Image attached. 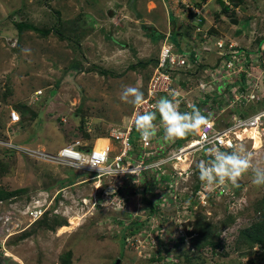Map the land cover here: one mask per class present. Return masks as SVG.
<instances>
[{"label": "rangeland", "instance_id": "rangeland-1", "mask_svg": "<svg viewBox=\"0 0 264 264\" xmlns=\"http://www.w3.org/2000/svg\"><path fill=\"white\" fill-rule=\"evenodd\" d=\"M243 1V20H238L236 28L246 32L243 45H247L262 32L264 0ZM213 2L217 9L223 8L221 16L215 18L216 24L232 32V25L229 27L225 19L238 15L225 7L223 0ZM162 8L163 4H159L156 9L146 10L143 0H0V187L9 193L0 201V264H58V255L69 250L73 264H169L177 252L186 249L185 245L174 248L181 235L176 223L195 215L213 223L223 222L232 212L236 213L232 214L235 221L218 229V239L225 246L213 254L211 262L238 264L251 258L255 259L254 264H264L263 248L255 246L247 251L235 243L239 231L257 218L241 215L237 210L249 209L254 197L264 193V186L252 183V170L244 173L234 188L228 183L231 193L239 190L233 198L218 197L208 206L196 193L198 203H192L193 193L187 187L189 172L183 180L172 182L159 173L147 172L144 178L130 180L128 189L121 186L120 191L114 192L113 187H105L107 184L99 187L90 172L41 162L8 147L16 144L55 154L61 147L78 142V149L84 150L95 143L100 145L98 138L108 139L109 128L128 122L134 105L120 99L122 86L139 87L145 94L154 59L158 57L159 29L165 28V23L157 22ZM169 11V21H174L177 14ZM148 21L153 22L148 26ZM19 23L27 27L18 29ZM116 24L120 27L113 31ZM143 24L149 31L141 28ZM47 30L48 35L43 36L42 31ZM210 32L222 34L212 27ZM263 40L261 35L254 47ZM171 41L176 42L174 35ZM249 54L254 55V51ZM249 71L254 78L260 76L252 64ZM245 77L241 86L247 82L253 85ZM260 88L261 84L252 92L259 94ZM38 91L40 95L34 102L33 93ZM214 99L216 107H224L222 96L217 94ZM21 104L35 111L37 117L29 119V114H25L21 120L16 110ZM10 108L20 117L11 129L14 134L6 133ZM82 119L91 128L88 137L79 128ZM136 135L135 130L132 139ZM163 135L162 127H157L154 139L162 142ZM250 154L253 167L264 169V142L262 148ZM71 176L77 181L68 186ZM166 185L171 191L164 195ZM58 193L61 198L54 213L65 218L67 226L43 234L34 228L29 236L17 240L21 232L32 229L27 212L34 207L49 208ZM143 195L150 202H157L152 216L147 215L148 204ZM134 221L144 223L133 236L123 240V230L128 227L132 232ZM164 222L167 223L162 226ZM159 254L165 257L164 261H150ZM202 255L211 258L209 247Z\"/></svg>", "mask_w": 264, "mask_h": 264}, {"label": "built area", "instance_id": "built-area-1", "mask_svg": "<svg viewBox=\"0 0 264 264\" xmlns=\"http://www.w3.org/2000/svg\"><path fill=\"white\" fill-rule=\"evenodd\" d=\"M168 1L175 7L174 14H183L185 18L193 19L190 44L188 48L180 42L176 46L171 41V33L164 34L158 57L146 83L144 102L140 106H134L128 122L109 128L108 139L102 141L98 138L100 145L96 146L95 143L91 148L84 150L77 149L78 142L60 148L55 154L16 144H10L9 149L41 162H52L72 170L90 172L94 176L92 179L98 181L99 187L107 184L105 187H113L114 192L118 191L127 179H138L147 172L159 173L170 182L185 177L188 172L192 173L193 167L200 161L210 159L209 148L225 151L242 146L247 153H255V137L259 143L264 137V40L254 49L247 50L235 40L214 35L210 28L204 27V13L208 1ZM223 3L230 6L228 0H223ZM261 31L258 35L264 37V26ZM249 51H254V55L249 54ZM256 54L258 58L255 57ZM206 57L216 61H207ZM249 64L254 66L255 71H259L258 78L251 75ZM183 74L192 78L193 86L188 85L189 83L182 85L180 76ZM244 76L248 77L253 85L247 82V85L242 87ZM259 84L261 92L253 93ZM248 89H251V92H248ZM227 91L229 93H226ZM170 92L177 95L169 96ZM211 92L222 96L226 94L224 100L227 104L221 109L216 107L215 102L207 97ZM39 95V91L33 93L34 102ZM165 96L177 100L181 112H190L195 106L209 118V124L198 133L174 141L163 139L159 142L153 139L154 137L150 142L142 141L135 127L136 117L154 111L155 103ZM258 103L262 104L259 110L243 115V106ZM19 122L18 113L10 108L7 113L6 133L14 134L11 129ZM86 124L85 131L91 135V128ZM156 125L162 127L160 121ZM135 130L137 135L132 142L131 136ZM115 171L122 172L114 176ZM227 185L229 184H215L209 189L205 184L196 191V195L204 200V204L208 193L230 198L231 190L227 189ZM44 211L42 207L31 208L26 215L28 225L39 219Z\"/></svg>", "mask_w": 264, "mask_h": 264}, {"label": "trees", "instance_id": "trees-1", "mask_svg": "<svg viewBox=\"0 0 264 264\" xmlns=\"http://www.w3.org/2000/svg\"><path fill=\"white\" fill-rule=\"evenodd\" d=\"M230 2H231L233 7H236L242 3V0H230ZM225 12H226V10H225ZM16 27L18 29H20L21 27H27V25L19 23L16 25ZM52 31L55 32L56 29H54ZM48 32H49L48 30L45 32L42 31L43 36L48 35ZM157 38H158V40H160V38H162V36L159 34ZM258 38H260V37H258ZM258 38L255 39V42H254L255 44H256V41L258 40ZM174 39H175V37H174ZM175 40H176L175 43L179 42L177 39H175ZM155 61H156V59H154L153 65L155 64ZM76 72L77 71H75V73ZM16 110L22 116L21 120L25 117V114H29V117H28L29 119H34L37 117L36 112L31 110L30 108H28L26 105L21 104V105L16 107ZM249 110H252V106L251 107L249 106ZM159 121H160V119H159V116L157 115V119H156L155 123L157 124V123H159ZM85 124H86V120L82 119L79 128L82 131L83 135L88 137L87 135H89V134L84 129ZM135 138L132 139V136H131V141L134 142ZM178 143H180V142H178ZM77 149H78V147H77ZM0 169H2L1 164H0ZM194 170H195V172L192 170V174H190V178H189L188 183H187V187H188L190 193L191 192L194 193L196 191V189L201 184L198 167H196ZM1 173L2 172L0 170V175H1ZM144 176H145V173L141 175L142 178H144ZM71 177L72 178L66 182V184L68 186H72L77 181L76 177H74V176H71ZM73 179H75V181ZM166 186H167V192L165 190L164 195H166V193L171 191V188L168 185H166ZM235 186H237V185L233 184V188ZM123 187H125L126 189H128L130 187V179H127L122 184V188ZM57 191H59V190H57ZM118 191H120V190H118ZM238 192H239V190L237 188L233 192V194L238 193ZM59 193H61V192H59ZM59 193L52 199L50 207L45 209V211L42 213L41 217L30 224V226L32 225V227H31L32 229L29 227V229H31V230L21 232L17 236V240L21 241L24 238H26L27 236H29L31 233H33L34 228H36V233L40 232L43 234V232H47V231L55 232V230L57 228L67 226V222H66L65 218L54 213V211L58 207L57 206L58 201L61 198L60 197L61 195ZM8 194L9 193H7L4 188L0 187V201H4L7 198ZM49 196H50V194H49ZM165 197L167 199L169 198L168 196H165ZM212 197L213 198L208 199L206 201L205 205L209 206L210 204H212V202H215L219 199L218 195H213ZM144 199L148 204L147 215L152 216V214L156 210V206L154 205V203L152 201L150 202V200L146 199L143 195V200ZM191 201H192V203H194L192 198H191ZM171 203H173V202H171ZM173 205H174V203H173ZM174 207H172L171 210H174ZM205 207H207V206H205ZM188 210L190 211L189 208H188ZM237 213H239L241 215L243 214L244 216L247 215L248 217L249 216H252V217L257 216V218L255 220L251 221L246 227H244L242 230L239 231V233L236 237V240H235L236 245L243 246V248L244 249L246 248L245 250H247V251L252 250L255 246H259V247L263 248V250H264V193L261 194L259 197H254L253 203L249 209L247 207L241 208L240 210H237ZM232 214L235 215L236 213L235 212L229 213L230 216H227V218L223 222L219 221V222H214V223L205 220V217L199 216V215L193 216L190 220L189 219L188 220L181 219L180 222L175 224L176 226L181 227L180 228L181 235L178 238L179 244L175 245L174 248H179L180 245H181V247H184V245H185L186 249L183 248L179 252H177L178 254L176 255L174 261H172L169 264H219L220 262L218 260L215 262L214 261L211 262V260L213 258L212 256H214L213 254H215L216 251H219V249H222V247L225 246L224 241L218 239V236H219L218 235L219 234L218 229L227 227L228 225H230V223L235 221L234 220L235 217H233ZM141 223H144V222L134 221L133 226L135 227V229H133L132 232L128 231L129 228L126 227V229H124L122 232L123 237H124L123 240H125V238H127L128 236H133L134 235L133 232L136 231V228H138V226ZM166 223L167 222H164L162 224V226ZM187 227H189V229H187ZM186 239H187V241H186ZM206 247H209V249H210L211 258H206L204 255H202V252ZM159 252H160V250H159ZM220 252H222V251H220ZM261 256H263V259H264V254H262ZM57 260H58V264H73V253H72V251L69 250L66 252H61L57 257ZM164 260H165V257L162 254H159L155 259L152 258L150 261L162 262ZM254 263H255V259L249 258L247 260V262H244V263L240 262L238 264H254Z\"/></svg>", "mask_w": 264, "mask_h": 264}, {"label": "clouds", "instance_id": "clouds-1", "mask_svg": "<svg viewBox=\"0 0 264 264\" xmlns=\"http://www.w3.org/2000/svg\"><path fill=\"white\" fill-rule=\"evenodd\" d=\"M228 1L230 3V6H224L229 9L235 10L231 7L232 4L230 0ZM186 83L188 84V81L182 82V85L185 86L187 85ZM191 83L189 82L188 85H192ZM226 93H229V91H227ZM176 95L177 94L175 92L169 93V96ZM225 95L226 94L220 96L225 98ZM215 96H217V93L215 92H211L207 95V97L212 99V102H216L214 99ZM120 99L134 106H140L144 102V93L139 87L124 85L122 86ZM178 104L179 102L177 100L170 99L168 96L161 97L155 103L154 111L145 112L143 114L138 115L136 117L135 127L136 130L139 132L141 140L147 143L150 142L154 136H156L157 125L155 121L157 119V115L159 116L160 124L162 125L164 133L163 139L168 141H174L176 139L183 138L189 134L198 133L203 130L204 126H207L209 124V118L203 115L202 112L195 106L192 107V110L190 112H181L179 110ZM226 104L227 103L225 102V105ZM246 106H252V110H247ZM261 106V103H258L257 105L246 104L245 106H243L242 109L243 115H248L251 112L259 110ZM237 112H239V110H237ZM260 142L261 143H259L258 147L255 148L256 151L262 148L264 137ZM208 152L210 154V159H207L206 161H200L198 165H195L199 169V177L201 180V184L196 189V191L202 188L205 184H207L209 189L215 184L224 185L226 183L232 185L233 188V184H236L238 179L249 170H252L253 172L252 183L257 186H264V169L253 167L251 154L247 153L242 146L234 147L233 149H225V151H222L219 148H209ZM195 166L193 167L194 172V169L196 168ZM119 172L122 171H115L114 176L117 175ZM177 180H183V177H179L177 178ZM196 191L193 193L192 197L194 203H198V200H196L195 196ZM169 195L167 196L169 197ZM213 195L214 194L208 193L205 199V204L208 199L213 198ZM233 196V192L231 193L230 198L218 195V197L227 199H231L233 198ZM155 204H157V202H155L154 205Z\"/></svg>", "mask_w": 264, "mask_h": 264}, {"label": "crops", "instance_id": "crops-1", "mask_svg": "<svg viewBox=\"0 0 264 264\" xmlns=\"http://www.w3.org/2000/svg\"><path fill=\"white\" fill-rule=\"evenodd\" d=\"M168 1V0H167ZM162 1V0H143V4L144 6L146 7V10H153V9H156V7L159 6H162L163 4V8L159 10V20L157 21L158 24H161L163 25L165 23V28L164 29H159L161 33H159L162 38L164 36V34H166L167 32H170L171 35H174L175 39H177L182 46L188 48L189 47V41L191 40V37L192 34H193V25H194V22H193V19L192 18H185L183 14H180V15H176L174 18L175 20L174 21H169V10H174V6H172L170 4V1ZM202 2L203 1H208V6H207V9H206V12L204 13L205 14V20L203 21V25L205 28H214L215 30H217L218 32H222V34H219L217 36H221V37H224V38H229V39H233L235 40L241 47H244L246 48L247 50L250 49H254V42H255V38H253V43L250 41L249 44L247 45H243V34H246V32H240L236 26H232V32L231 30H229L228 28L222 26V25H219V24H216V21H215V18L219 16H221L220 14V11H223V8H220V9H217L214 5L216 4V2H213V0H201ZM217 1V0H216ZM243 0H242V3L236 7H233L235 10V13L238 15V20L241 19L243 20ZM224 5V4H223ZM116 7L118 8H125L123 5L121 4H115ZM168 6V7H167ZM167 8V9H166ZM125 17V16H124ZM157 18V19H158ZM222 19L224 18V16L221 17ZM246 19H249V17H246ZM161 19H163L161 23ZM179 20V21H177ZM122 21V19H121ZM124 21V20H123ZM122 21V22H123ZM151 22L153 21H148V26L151 24ZM155 22V21H154ZM124 24V23H123ZM238 24V23H237ZM256 24V23H254ZM145 24L141 25V28L143 30H148V28H145L144 26ZM118 26L120 27V24H116L115 26H113V31H115V27ZM190 27V28H189ZM231 27V25L229 26ZM191 29V31H190ZM190 32V34H188V32ZM251 31V30H250ZM248 32V35H251V32ZM123 32H126V31H123ZM175 32L177 33V35L175 36ZM118 33H120L119 35H121V28L118 29ZM186 33V34H185ZM253 34V32H252ZM247 36V35H246ZM150 37V35L148 36ZM260 37V36H258ZM160 38V39H162ZM249 41V40H248ZM247 42V41H246ZM104 46V45H103ZM125 47V46H124ZM103 48V47H102ZM207 61H216L210 57H206ZM180 79L181 81L183 82L184 81H188L189 83V80L192 81V78L190 76H187L185 74H183L182 76H180ZM246 109L249 110V106H246Z\"/></svg>", "mask_w": 264, "mask_h": 264}, {"label": "water", "instance_id": "water-1", "mask_svg": "<svg viewBox=\"0 0 264 264\" xmlns=\"http://www.w3.org/2000/svg\"><path fill=\"white\" fill-rule=\"evenodd\" d=\"M225 20H226V22H228L232 26H236L237 23H238V19L237 18H226Z\"/></svg>", "mask_w": 264, "mask_h": 264}, {"label": "bare ground", "instance_id": "bare-ground-1", "mask_svg": "<svg viewBox=\"0 0 264 264\" xmlns=\"http://www.w3.org/2000/svg\"><path fill=\"white\" fill-rule=\"evenodd\" d=\"M132 2H133V1H132ZM258 145H259L258 138L255 137V140H254V147L256 148V147H258Z\"/></svg>", "mask_w": 264, "mask_h": 264}]
</instances>
